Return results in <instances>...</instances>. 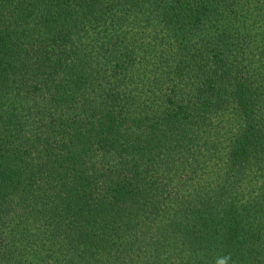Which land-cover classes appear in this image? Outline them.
Here are the masks:
<instances>
[{"label": "trees", "instance_id": "trees-1", "mask_svg": "<svg viewBox=\"0 0 264 264\" xmlns=\"http://www.w3.org/2000/svg\"><path fill=\"white\" fill-rule=\"evenodd\" d=\"M264 264V0H0V264Z\"/></svg>", "mask_w": 264, "mask_h": 264}, {"label": "clouds", "instance_id": "clouds-1", "mask_svg": "<svg viewBox=\"0 0 264 264\" xmlns=\"http://www.w3.org/2000/svg\"><path fill=\"white\" fill-rule=\"evenodd\" d=\"M228 257H224L223 259H221L218 264H226Z\"/></svg>", "mask_w": 264, "mask_h": 264}]
</instances>
